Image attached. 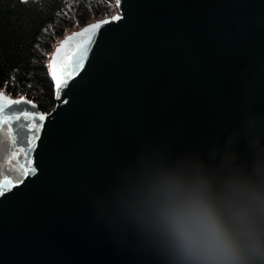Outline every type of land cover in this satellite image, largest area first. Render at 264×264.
Returning a JSON list of instances; mask_svg holds the SVG:
<instances>
[{"label":"water","instance_id":"water-1","mask_svg":"<svg viewBox=\"0 0 264 264\" xmlns=\"http://www.w3.org/2000/svg\"><path fill=\"white\" fill-rule=\"evenodd\" d=\"M112 15L66 34L49 59L55 106L43 110L30 174L23 149L0 133V264H166L117 226L99 192L117 164L152 143L194 144L264 106V0H120ZM98 30L81 69L52 75L63 42ZM75 41L61 56L75 52ZM59 79L63 87H57ZM16 107V106H13ZM30 107V106H29ZM4 118H7L5 114Z\"/></svg>","mask_w":264,"mask_h":264},{"label":"clouds","instance_id":"clouds-1","mask_svg":"<svg viewBox=\"0 0 264 264\" xmlns=\"http://www.w3.org/2000/svg\"><path fill=\"white\" fill-rule=\"evenodd\" d=\"M99 196L166 264H264V106L194 144L140 146Z\"/></svg>","mask_w":264,"mask_h":264},{"label":"trees","instance_id":"trees-1","mask_svg":"<svg viewBox=\"0 0 264 264\" xmlns=\"http://www.w3.org/2000/svg\"><path fill=\"white\" fill-rule=\"evenodd\" d=\"M116 0H0V89L55 106L47 66L68 29L111 15Z\"/></svg>","mask_w":264,"mask_h":264},{"label":"snow or ice","instance_id":"snow-or-ice-1","mask_svg":"<svg viewBox=\"0 0 264 264\" xmlns=\"http://www.w3.org/2000/svg\"><path fill=\"white\" fill-rule=\"evenodd\" d=\"M119 3L120 0H117V4ZM120 19L121 16H114L111 20H103L96 24L88 25L80 32L74 33L72 36L68 37L63 42L61 48L57 49L56 56L53 57V77H56L59 73V75L65 78L64 84H67L69 82L67 78L73 76L74 73H78L81 69L87 54L96 41L98 30L101 29L103 25L119 21ZM72 41L76 42L74 45L75 52L61 56L65 47ZM56 85L58 88L63 87L59 79L56 80ZM35 108L36 105L26 98L13 100L3 92H0V133H3L5 130L3 125H15L14 128L10 127L8 130L17 138L18 143H16L15 147L24 150L21 154L25 160V165L15 169L17 172V179L30 174L31 170L28 169V165L32 163V142L34 138L39 136L43 127V121L45 120L44 115L33 111ZM5 114H7L6 119L4 118ZM3 191V185H0V195L3 194Z\"/></svg>","mask_w":264,"mask_h":264},{"label":"rangeland","instance_id":"rangeland-1","mask_svg":"<svg viewBox=\"0 0 264 264\" xmlns=\"http://www.w3.org/2000/svg\"><path fill=\"white\" fill-rule=\"evenodd\" d=\"M115 12H116V8H115V11H114L113 13H115ZM90 22H91V21H90ZM81 27H82V26H81ZM77 28H80V27H75V28H72V29H68L67 32H66V34L72 32L73 30H75V29H77ZM66 34H65V35H66ZM65 35H63V36H62V37L56 42V44H58V43L61 41V39H62ZM56 44H55V45H56ZM51 53H52V52H51ZM51 53H50V54H51ZM47 65H49V60H48Z\"/></svg>","mask_w":264,"mask_h":264}]
</instances>
